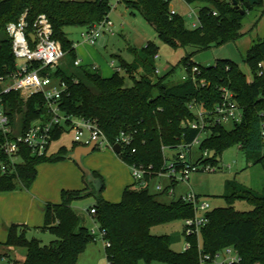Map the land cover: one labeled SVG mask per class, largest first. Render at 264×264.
<instances>
[{"label":"trees","instance_id":"trees-1","mask_svg":"<svg viewBox=\"0 0 264 264\" xmlns=\"http://www.w3.org/2000/svg\"><path fill=\"white\" fill-rule=\"evenodd\" d=\"M188 1L201 4L199 15L202 24L199 27H189L181 13L172 15L170 0H124L127 6L140 11L154 26L160 39L174 49L188 46L206 49L242 36V22L247 11L242 13L241 8H245V1L239 2L240 8L234 5L233 0ZM250 4V9L264 6V0ZM111 10L112 0H0V33H5V37L0 39V93L3 91L2 78L17 67L12 38L7 32L8 23L17 22L26 14L29 24L27 34L30 36L37 17L45 14L53 25V36L62 44L68 60L65 65L46 67L41 71L49 73L55 83L66 84L59 99L61 111L96 122L111 142H115L123 131L132 134L133 145L119 153L125 162L151 164L155 171H165L163 146L177 150L179 144L192 143L200 133V130L184 124V121L195 118L190 104L196 100L211 108L221 99L220 88L229 86L243 110V119L235 123L231 130L225 125H211L200 144L202 154L195 162L217 167L223 152L239 144L241 150L253 158V163H261L264 168V72L259 74L264 71V39L253 44L246 54L251 79L233 60L219 59L215 65H200L201 76L208 80L204 87L195 85L191 78L183 79L182 83L171 81L174 67L160 75L156 64L159 45L148 41L141 49L130 48L134 54L133 61L119 56V65L133 79L130 86L121 72L114 71L106 77L92 64L76 65L75 42L67 33L69 26L91 27L106 18ZM30 40L33 43L31 37ZM182 63L186 71L191 72L196 64L193 53L183 57ZM2 94L12 123L15 122V114L21 113L23 131L36 120L50 119L42 92L27 98L15 89ZM67 125L68 122L54 128L52 141L62 135ZM1 139L3 135L0 133ZM133 148H136L135 152ZM206 150L212 156L205 157ZM69 152L66 146H62L57 153L50 155L48 151L37 155L23 145L21 161L14 170L1 172L0 191L29 188L38 175L40 164L61 160ZM175 156L177 158V153L172 157ZM191 156L189 152L188 162H191ZM0 162L9 163L8 155L3 151L0 152ZM92 172L100 185L97 191L91 185L80 190H65L60 203H46L44 224L37 228L55 236L50 243H43L37 237L29 238L27 226L16 223L8 226L7 239L2 244L10 249H25L20 264H77L80 254L86 250L94 235L86 224V216L78 212L72 202L92 194L96 196V203L92 206L97 211L96 220L100 228L106 230L104 239L110 242L109 246H105L108 264H139L140 260L148 264L153 261L200 264L197 236L189 238L191 248L176 251L172 248L169 235L152 233L156 225L193 216L192 204L182 197L170 203L159 200L158 195L149 190L154 175H147L141 187L137 181L126 186L122 199L113 202L102 197L104 180L97 171ZM226 190L223 197L228 205L215 207L208 213L210 220L201 237L204 252L214 255L225 247L233 246L242 256L240 264H264V189L257 192L231 179L226 182ZM237 200H245L253 208L238 210L234 206Z\"/></svg>","mask_w":264,"mask_h":264},{"label":"rangeland","instance_id":"rangeland-1","mask_svg":"<svg viewBox=\"0 0 264 264\" xmlns=\"http://www.w3.org/2000/svg\"><path fill=\"white\" fill-rule=\"evenodd\" d=\"M112 4L113 8L109 17L114 21V34L102 35L95 45H89L83 42L81 32L84 27L69 26L67 28L69 38L79 46L78 50H76L77 55L82 57L83 60L93 61L98 59V61H101L103 64H110L112 61L119 64L120 56L131 62L134 60V54L130 50L131 47L141 49L148 41H154L159 45V58L156 59L159 74L163 75L171 67H174L175 70L170 76V80L175 83L184 82L182 77L187 71L182 63V59L188 53H193L194 62L203 66L215 65L219 59L233 60L250 79L252 78L250 68L246 63L245 58L247 51L253 44L259 41L255 26L257 20L253 22L259 5L255 6L257 8L254 7L253 9L247 10V14L242 22V36L239 39L221 45H213L206 49H197L192 46L174 49L160 39L154 26L146 20L145 16L140 11L127 6L125 2L118 3L117 0H112ZM200 5L199 2L189 4L183 0H173L171 3V6L176 8L178 12L184 16L188 26H190L192 22V18L189 17L191 9H196L198 11ZM3 37H5L4 32L0 33V39ZM69 58L71 57L69 56ZM66 60L67 56L59 65H65L68 61ZM121 74L126 77L128 85H133V79L131 77H129L124 71H122ZM137 75L138 74H136V76ZM21 117V113L15 114L14 123L16 125H21ZM225 127L228 130H231L234 127V123H226ZM207 134L208 133L204 135ZM74 136L75 130L67 125L66 130L62 135L58 139L52 141L49 154L57 153L62 146H66L71 151L79 144L75 142ZM175 152V149L172 148L167 149L165 152L163 151L164 159L172 156ZM201 154L202 150L200 145L194 144L191 161H196ZM83 162L85 167L97 171L101 178H103L105 186L101 191V195L107 200L113 202L120 201L122 199L124 187L135 181L132 175L131 166L110 146L105 145L97 147L92 153L84 156ZM45 164H59V171L57 174H53V169L49 171V175H52L51 180H54L55 183L57 180L59 184L63 182L60 180V176H62L63 173L66 174L65 183H70L72 181L74 183L72 185L67 184L68 186L61 188L62 190L59 192L58 197L59 201L55 203H60L63 200V191L65 190H80L90 186V184L85 182L86 174L84 170L76 163V161L68 158V156L55 162H44L40 165L43 166ZM68 164H71V168L68 167ZM67 175H70V177ZM231 179H236L239 183L247 185L257 192H263L264 168L261 163H253V158H249L247 153L241 150L239 144L232 145L223 152L215 170L193 171L189 180L180 179L175 182V185H172L171 173L166 172L154 176L150 180L149 190L151 193L157 194L159 200L166 203H170L189 192H195L200 196L202 201L207 200L210 203V207L213 209L215 207H224L228 205L223 195L227 191L226 182ZM159 184L163 187L172 185L171 187H173L175 194L173 195L167 192L163 193L158 191L157 185ZM138 186L141 187L143 185ZM93 188L95 191L99 189L97 186ZM95 203L96 196L93 194L76 198L72 202L73 207L77 211L83 212L84 215L86 214V217L88 218L87 226L89 229L96 228L97 230L94 239L79 257L78 264H108L105 254V242L101 234L98 232L97 220L87 211V209L92 205H95ZM234 206L241 211H248L253 208L252 205L245 200H237ZM152 233L155 235H169L172 239V248L176 251L184 250L185 235L183 219L156 225L152 228ZM28 237H39L42 239L43 243H50L52 239L55 238V236L49 231H30ZM1 250L8 251L3 256V259L1 257ZM24 250L25 249L22 247H17L14 250L8 249L0 243V264H5L7 260L21 263V256L24 255ZM4 259L5 263L3 262ZM139 264L148 263L144 260H140ZM150 264L168 263L163 261H153Z\"/></svg>","mask_w":264,"mask_h":264},{"label":"built area","instance_id":"built-area-1","mask_svg":"<svg viewBox=\"0 0 264 264\" xmlns=\"http://www.w3.org/2000/svg\"><path fill=\"white\" fill-rule=\"evenodd\" d=\"M124 2V0H117ZM173 0H170V13L172 15L179 13L178 10L171 6ZM186 3L188 0H183ZM113 8V4H112ZM214 15L217 12L214 11ZM189 17L192 22L189 27H199L202 22L199 15V10L191 9ZM28 21L26 14H23L17 22H10L7 25V32L12 38L13 52L17 59L16 69L3 79V91L0 93V133L3 139L0 140V152L8 155L9 163L0 162L1 172L14 170L17 163L21 159V147L26 145L34 154L43 155L49 151L52 143V133L57 125L68 122V125L75 130L74 140L76 143L88 145L92 141H96V148L100 146H110L114 149L116 143L120 144L121 151L128 149L134 143V136L130 133L121 132L115 142H111L104 130L94 121L85 118H79L72 115L64 114L59 107V99L61 93L66 88L64 82L55 83L49 73L43 74L41 71L46 67L56 68L65 58V51L60 41L54 38V30L51 21L45 14H41L34 22L33 31L35 40L33 43L30 36L27 34ZM104 34H114V21L109 15L103 20L93 24L91 27H84L81 32V38L84 43L95 45L99 38ZM74 47L77 45L74 43ZM159 58V54L156 55ZM38 64V65H37ZM76 65H81L82 60L77 58ZM113 70L122 72L124 69L114 61L110 63ZM261 67L262 63L259 64ZM94 69H98V65H92ZM202 68L199 64L192 66L191 72H186L182 79L191 78L195 85L204 87L208 84V80L201 76ZM159 72V70H158ZM263 70L259 74H263ZM20 90L25 98L38 92H42L45 96L48 105L50 119L47 121L36 120L31 126L23 131L21 125L12 123V119L5 108L3 94L11 90ZM221 99L215 103L213 107L208 108L203 102L194 101L190 104V109L195 114V118L184 121L186 127L200 130L199 135L190 144H179L177 150V158L170 156L166 157L165 163L167 169L155 171L153 165L146 164H129L132 168V175L135 181L145 184L147 175L158 176L166 172L171 173L172 185L178 180H189L193 171L210 170L213 171L217 167L210 164L196 163L195 161L188 162V153H192L194 144H201L202 140L207 136L211 125H225L226 123H238L243 119V110L236 100L235 92L229 86L220 88ZM262 135L264 137V121L262 124ZM170 149L169 146H163V151ZM133 152L136 148H133ZM205 157L212 156L209 150L204 151ZM180 162H183L180 165ZM172 185L163 187L157 185V190L175 194ZM184 201L192 204L194 215L184 219V235L185 247L184 250L192 247L190 237H198L200 264H240L242 256L239 251L228 246L218 251L214 255L204 252L202 245V230L209 223L208 213L212 210L210 203L207 200L200 198L195 192H189L181 196ZM88 213L94 216L97 213L95 207L87 209ZM98 223V222H97ZM98 232L101 234L105 246H109L110 242L105 240L106 230L101 229L98 223ZM91 233L97 234L96 228L90 229ZM5 264H20L13 260H7ZM260 264V263H255Z\"/></svg>","mask_w":264,"mask_h":264},{"label":"crops","instance_id":"crops-1","mask_svg":"<svg viewBox=\"0 0 264 264\" xmlns=\"http://www.w3.org/2000/svg\"><path fill=\"white\" fill-rule=\"evenodd\" d=\"M248 1L254 3L257 0H248ZM258 8L257 10L259 12L258 11L256 12L253 22L257 20L255 25L257 29V36L259 40H262L264 39V6H259ZM78 47L79 46L76 47V50H78ZM77 58L82 60V64L98 65V70L103 76L106 77L111 76L114 72L110 64H103L101 61H98V59L93 61L91 60L86 61L85 59L83 60V58L78 55ZM68 167L71 168V164H68ZM52 169H53V174L54 175L57 174V172L59 171V164H45L43 166L40 165L36 180L29 188L20 187L12 191H4V192L0 191V243H4L6 241L7 231H8L7 228L13 223L27 226L29 228L27 233H29L30 231H41L37 227H40L44 224L46 203L58 202L59 192H61L62 190L61 188H64V186H68L67 184L70 185L74 184L73 181L70 183H65L66 174L64 173L62 174V176H60V180H62L63 182L59 184L57 180L55 183L54 180H51L52 175H49V171ZM0 176H1V170H0ZM67 176L70 177V175ZM86 177H85V182L87 184H90L93 187L95 186L100 187L97 180L90 181ZM133 183L134 182H131L126 186ZM126 186L124 187V189L126 188ZM80 213L84 214L83 212ZM86 224L88 225L87 217H86ZM11 249L14 250L15 248H11ZM7 252H8L7 250L2 251L1 253L2 259ZM25 253L26 251L24 250V255ZM24 255L21 256L22 260ZM81 255L82 253L80 254V256ZM3 262L5 263V259L3 260Z\"/></svg>","mask_w":264,"mask_h":264},{"label":"water","instance_id":"water-1","mask_svg":"<svg viewBox=\"0 0 264 264\" xmlns=\"http://www.w3.org/2000/svg\"><path fill=\"white\" fill-rule=\"evenodd\" d=\"M243 1H245V8H241V12L242 13H246V11L251 8V4H250L249 1H246V0H233V3L238 8H240L241 6L239 5V2H243ZM30 37L32 38L33 41L35 40V34L30 33ZM95 149H96V141H92L88 145H83V144L77 145L67 155L68 158H71L74 161H76V163L84 170L87 178L90 181H96V179L94 177V174H93L92 170L87 168V167H85L84 162H83V158H84V156H87L90 153H92ZM114 150H115V152H117L119 154L120 151H121L120 144L116 143L114 145Z\"/></svg>","mask_w":264,"mask_h":264}]
</instances>
